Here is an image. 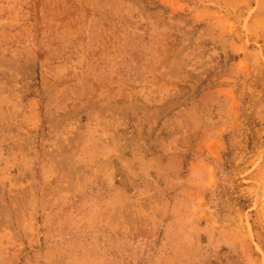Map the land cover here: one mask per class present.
<instances>
[{
	"label": "rangeland",
	"instance_id": "1",
	"mask_svg": "<svg viewBox=\"0 0 264 264\" xmlns=\"http://www.w3.org/2000/svg\"><path fill=\"white\" fill-rule=\"evenodd\" d=\"M0 264H264V0H0Z\"/></svg>",
	"mask_w": 264,
	"mask_h": 264
}]
</instances>
